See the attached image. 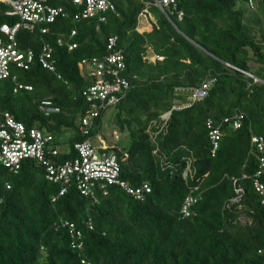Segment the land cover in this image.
<instances>
[{"label": "trees", "instance_id": "obj_1", "mask_svg": "<svg viewBox=\"0 0 264 264\" xmlns=\"http://www.w3.org/2000/svg\"><path fill=\"white\" fill-rule=\"evenodd\" d=\"M149 1L117 0L104 22H77L76 8L58 3L71 16L44 25L47 35L38 28L19 31L22 50L38 55L51 44L56 72L38 58L27 71L12 68L0 85V128L9 115L52 135L57 155L49 150L46 158L56 164L74 160L75 144L89 141L98 152L116 154L121 181L132 188L146 184L151 192L137 200L119 185H97L84 196L68 184L60 196L62 183L48 180L43 165L26 160L17 171L0 165V264H264V204L254 187L264 155L251 142L264 138V85L249 87L248 78L227 66L264 80L249 66L264 64V0H178L184 16L171 17L173 23L151 5L147 15L154 22L139 29ZM17 21L0 16V26ZM114 37L129 89L110 107L119 140L112 133L106 142L110 108L91 119L85 92L97 80L82 75L79 64L103 59ZM69 43L77 48L69 50ZM149 51L163 60L148 61ZM209 81L206 96L194 101L193 91ZM18 85L32 91L15 93ZM42 100L60 113L44 116ZM236 113L244 115L240 129L232 124ZM86 118L92 120L88 134L81 130ZM209 121L221 132L214 155ZM238 188L243 193L237 195ZM191 192L201 200L185 218L181 209Z\"/></svg>", "mask_w": 264, "mask_h": 264}, {"label": "built area", "instance_id": "obj_2", "mask_svg": "<svg viewBox=\"0 0 264 264\" xmlns=\"http://www.w3.org/2000/svg\"><path fill=\"white\" fill-rule=\"evenodd\" d=\"M117 0H0V16L6 18H17L15 24L4 23L0 26V85L11 75L12 68L27 71L35 58H38L41 66L52 73L56 72V62L54 60V50L51 44L45 43L38 55L33 50H22L19 46L17 37L21 30L32 31L35 28L40 30L42 35H47L49 28L44 25L53 24L60 16L66 19L70 14L66 12V7L59 6L58 3L71 4L76 8L74 20H90L98 18L99 22H104L103 14L116 11ZM155 6L160 9L172 22L171 17L177 15V19L181 20L184 13L178 9V0H150L139 16V29H144L154 22L149 13V6ZM253 7V3L250 2ZM71 16V15H70ZM143 20L145 23L143 24ZM173 23V22H172ZM77 36V30H72L70 39L74 40ZM59 45H63V40L58 41ZM77 48V44L69 43V50ZM108 55L103 59H86L79 64L82 75L90 78H96L97 82L89 87L85 92L87 100L91 103L92 112L91 119H95L99 115V111L118 105L125 98L129 89V82L124 78L123 73L126 69L124 52L118 48L117 38H110L108 41ZM158 61H162V57H154ZM234 71L244 75L249 79L248 86L263 84L264 80L255 74L242 70L236 66L227 64ZM214 81L205 82L201 89L193 91V100L204 98ZM21 89L32 91L30 86L18 85L14 92ZM41 111L46 117L57 115L60 108L55 106L51 100L41 101ZM86 118L82 121L81 130L88 134L89 128L92 126V120ZM244 115L236 113L232 118L234 129L242 127ZM231 122V120H226ZM209 138L212 144L213 155L218 151L221 141V132L211 121L208 122ZM113 138L119 140V135L114 132ZM98 139H102L98 136ZM54 138L47 135L39 129H28L24 124L15 121L9 115L5 116V121L0 128V165L10 170H19L21 164L26 161H34L38 165H43L47 172L48 180L55 183H62L60 196L66 193V185L72 184L77 191L84 196L93 195L97 185L104 188L105 185H119L130 196L137 200H142L151 192L148 185L132 188L126 182L119 179L121 169L119 160L114 153L98 152V148L92 146L89 141L75 144L78 155L77 157L64 164H56L47 160L48 151H52L53 155H57V151L51 148ZM252 144L259 153L264 155V138L253 136ZM106 145V144H104ZM264 175V156L260 159L259 169L254 176V187L256 192L261 196L262 204H264V183L260 180ZM187 172L184 173V178ZM244 179L247 176H243ZM237 183V182H236ZM64 186V187H63ZM9 189L10 186L7 185ZM243 193L242 188L236 189V194ZM201 198L191 192L185 199L181 214L185 218H189L193 211V207L198 204ZM239 198H233L231 204L238 203ZM1 202V201H0ZM73 229L74 226L72 225ZM76 235L80 236L79 233ZM264 256V249L259 251ZM82 263H85L84 261Z\"/></svg>", "mask_w": 264, "mask_h": 264}, {"label": "rangeland", "instance_id": "obj_3", "mask_svg": "<svg viewBox=\"0 0 264 264\" xmlns=\"http://www.w3.org/2000/svg\"><path fill=\"white\" fill-rule=\"evenodd\" d=\"M144 23H145V20H143V24ZM262 51L264 52V48L262 49ZM248 53L250 55L253 54V52L250 49H248ZM154 57H155L154 54L151 51H149L148 52V58H147L148 61H152L153 62L154 61ZM249 66L252 68V71L264 74V69H263L264 68V64L263 63L255 64L253 62H250ZM115 112H116V109L110 108L106 112V115H105V120H104V126H103L102 133L104 134V137L106 138V142H112V133H114L116 131L115 128H114V125L112 123ZM98 142L101 145V142L100 141H98Z\"/></svg>", "mask_w": 264, "mask_h": 264}]
</instances>
